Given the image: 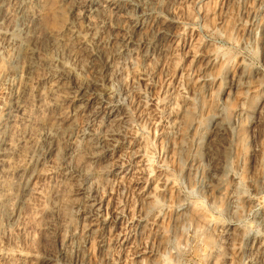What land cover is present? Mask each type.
Listing matches in <instances>:
<instances>
[{"label":"rangeland","instance_id":"rangeland-1","mask_svg":"<svg viewBox=\"0 0 264 264\" xmlns=\"http://www.w3.org/2000/svg\"><path fill=\"white\" fill-rule=\"evenodd\" d=\"M29 1L30 69L0 24V264H264V0Z\"/></svg>","mask_w":264,"mask_h":264},{"label":"bare ground","instance_id":"bare-ground-1","mask_svg":"<svg viewBox=\"0 0 264 264\" xmlns=\"http://www.w3.org/2000/svg\"><path fill=\"white\" fill-rule=\"evenodd\" d=\"M11 1H14V4H15V6H12V8H14L13 9V13H8L7 11H9V10H7V8L10 6V4L12 3ZM61 1V0H60ZM66 2H68L69 3V7L67 8V9H65V10H67V13H70L71 12V10H73V8L75 7V6H77L76 5V3H77V0H65ZM11 2V3H10ZM30 2L31 1H27V0H7V2L4 0V1H0V24L3 22H6V21H3L4 19H6V18H8V16H9V19L10 18H12L13 19V21H14V23H12V24H14L13 25V27H12V29H6L3 33L5 34V35H7V36H9L8 37V44H9V46L11 47V49L13 50V52H14V56H16V60H17V58H19V56H20V58H22V66H23V68H24V70H28V69H30L31 68V66H32V60H33V57H34V55H35V53L38 51V50H36V48L37 47H35V45H34V42H35V40H37L38 39V37H39V35H40V29H39V18L41 17V14L37 11V10H35V8H33V5L31 6V5H29L30 4ZM36 3L37 4V2H39L38 0H32V3ZM41 2V1H40ZM40 3H38V5H39ZM42 4V3H41ZM98 5V4H97ZM97 5H93L94 7L92 8V10L88 13L89 15H86V16H83L84 17V19L83 20H86V21H88V28H91V27H95V24H98V23H103V21H102V19H101V17H105L106 15H108V14H116V13H118V12H121V11H123V9L122 8H120V7H118V5L116 4L115 6H112V5H110V6H108V7H104V6H97ZM40 6V5H39ZM43 6V5H42ZM65 6H66V4H65ZM11 8V7H10ZM37 8V7H36ZM39 8H41V7H38L37 9L38 10H41V9H39ZM8 13V14H7ZM65 13V12H64ZM63 13V14H64ZM39 14H40V17H39ZM108 17H109V15H108ZM68 19V18H67ZM98 19H101V20H98ZM108 19V18H107ZM106 19V20H107ZM95 20V21H94ZM8 21V20H7ZM10 21H11V19H10ZM12 21V22H13ZM72 20H70V22H71ZM73 21H74V18H73ZM77 21V20H76ZM98 23H97V22ZM75 22V21H74ZM73 22V23H74ZM78 22V21H77ZM3 23H2V25H1V27L3 26ZM8 23H9V21H8ZM67 23H69V22H67ZM78 23H80V22H78ZM135 23V22H134ZM5 24V23H4ZM10 24H11V22H10ZM82 24V23H81ZM107 24V23H106ZM41 25V24H40ZM72 25V24H71ZM74 25H75V23H74ZM78 26H80V24H77ZM5 26V25H4ZM83 26V25H82ZM6 27V26H5ZM11 27V26H10ZM9 27V28H10ZM77 27V26H76ZM96 27H97V25H96ZM101 27V26H100ZM70 28V27H69ZM81 28V27H80ZM75 29V28H74ZM78 29V28H77ZM77 29L76 30H73V33H72V36H70V39H71V37H72V39H75L74 41L75 42H77L79 45L80 44H84L85 46H87L88 47V45L90 46L91 45V47L92 48H89V49H92V50H90L91 52H92V55H97V56H99L98 54H99V51H101V50H99V49H102V48H99V45L101 44V41L97 38V40L96 39H93V35L92 36H90V38L92 37V39L90 40V38L88 39L86 36L87 35H82V32H80L79 31V29H78V31H77ZM102 29H103V27H102ZM82 30V29H81ZM84 30V29H83ZM100 30H101V28H100ZM71 31V30H70ZM70 31H69V34L68 35H70ZM87 31H90V30H87ZM102 31V30H101ZM105 31V30H104ZM40 32V33H39ZM84 32H86V31H84ZM2 33V32H1ZM94 33V32H93ZM93 33H91V34H93ZM54 34V33H53ZM52 34V35H53ZM56 34V33H55ZM54 34V35H55ZM83 34H85V33H83ZM90 34V35H91ZM98 34V33H97ZM134 34V33H133ZM1 35V34H0ZM60 35H62V34H60ZM65 35V34H64ZM68 35L66 36V38L68 37ZM95 35H96V32H95ZM4 36V35H3ZM51 37H53V36H51ZM62 37V36H61ZM61 37H54V39H53V43L51 44V46H52V48L54 49V52L56 51L57 53L59 52V50H61L60 49V47L62 46V44H61V40H62V38ZM89 37V36H88ZM95 37V36H94ZM1 38V37H0ZM100 38V37H99ZM111 38V37H110ZM4 39V38H3ZM101 39V38H100ZM64 40V39H63ZM68 40V39H67ZM5 41V40H4ZM138 41V40H137ZM63 42V41H62ZM66 42V41H65ZM64 42V43H65ZM71 42V44H72V42L73 41H70ZM67 43H68V41H67ZM66 44V43H65ZM65 44H63V45H65ZM104 44V43H103ZM103 44H101V46L103 45ZM126 44H127V42H126ZM67 45V44H66ZM73 45H74V43H73ZM37 46V45H36ZM48 46V45H47ZM43 46H41V48H42ZM45 47V46H44ZM65 47V46H64ZM68 47H70V43H69V46ZM51 48V47H50ZM49 48V49H50ZM73 48V47H72ZM63 49H66V48H63ZM70 49V48H69ZM74 49V48H73ZM86 49V48H85ZM8 50H10V49H8ZM44 50V49H43ZM45 50H47V49H45ZM90 51H88V52H90ZM114 51H116V50H114ZM41 52V51H40ZM46 51H44V53H45ZM47 52H48V50H47ZM52 52V51H51ZM55 52V53H56ZM65 52V51H64ZM69 52V51H68ZM72 52V51H71ZM56 53V54H57ZM60 53H61V51H60ZM66 53V52H65ZM64 53V54H65ZM37 54V53H36ZM51 54V53H50ZM49 55V54H48ZM91 55V54H90ZM101 55V54H100ZM13 56V57H14ZM51 56V55H50ZM94 56H92L93 58H94ZM48 57V56H47ZM55 57V56H54ZM58 57V56H57ZM49 58V57H48ZM59 58V57H58ZM61 58V57H60ZM59 58V59H60ZM49 59H51V58H49ZM63 59V58H62ZM62 59H60V60H62ZM57 58H53V60L52 61H54V64H56L55 63V61L57 62ZM59 60V61H60ZM18 61V60H17ZM16 61V62H17ZM48 61V60H47ZM58 61V62H59ZM48 62H50V63H52L51 62V60H49ZM47 62V63H48ZM34 63V62H33ZM20 64V63H19ZM53 64V65H54ZM62 63L60 62V65H61ZM66 64V63H65ZM34 65V64H33ZM50 66H51V64H49ZM61 67V66H60ZM59 67V68H60ZM62 68H64V67H62ZM66 68V67H65ZM51 71V70H50ZM54 71V70H53ZM64 71V70H63ZM61 73V72H60ZM93 84H94V82H93ZM98 85V84H97ZM78 97H77V99L80 101V100H82L83 102L84 101H91L92 100V96L90 95V94H88L87 92H82V91H80L79 93H78V95H77ZM17 99V98H16ZM13 104V103H12ZM22 104V103H21ZM20 104H18L17 102H14V104L12 105V107L10 108V109H12V112H19V110H20ZM8 109V108H7ZM16 114V113H15ZM10 115V114H9ZM8 115V117H9V119H11V118H13V116L10 118V116ZM7 117V118H8ZM4 130V129H3ZM3 136V135H2ZM4 139V138H3ZM1 141H2V139H1ZM4 141V140H3ZM2 141V142H3ZM2 151V149L0 150V152ZM2 154V153H1ZM25 189V188H24Z\"/></svg>","mask_w":264,"mask_h":264}]
</instances>
